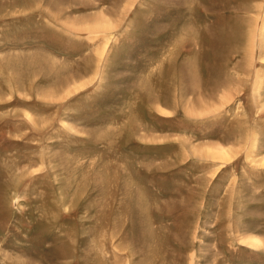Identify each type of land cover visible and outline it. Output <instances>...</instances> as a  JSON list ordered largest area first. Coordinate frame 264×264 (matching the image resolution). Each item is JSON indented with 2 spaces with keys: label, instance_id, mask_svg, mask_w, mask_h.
I'll return each instance as SVG.
<instances>
[{
  "label": "rangeland",
  "instance_id": "obj_1",
  "mask_svg": "<svg viewBox=\"0 0 264 264\" xmlns=\"http://www.w3.org/2000/svg\"><path fill=\"white\" fill-rule=\"evenodd\" d=\"M0 264H264V0H0Z\"/></svg>",
  "mask_w": 264,
  "mask_h": 264
},
{
  "label": "bare ground",
  "instance_id": "obj_2",
  "mask_svg": "<svg viewBox=\"0 0 264 264\" xmlns=\"http://www.w3.org/2000/svg\"><path fill=\"white\" fill-rule=\"evenodd\" d=\"M99 16V15H98ZM105 19V18H104ZM89 21V20H88ZM101 21H102V19H101ZM108 20L106 19V21H104L103 20V24H102V26H104L105 25V23L104 22H107ZM97 22V21H96ZM96 22H94V23H96ZM83 23V22H82ZM81 23V24H82ZM85 23V22H84ZM90 23V22H89ZM89 23H87L88 25H89ZM90 24H92V23H90ZM97 24H99V23H96V25ZM108 24V23H107ZM75 25V24H74ZM83 25V24H82ZM82 25H80V26H82ZM100 25H101V22H100ZM78 27V26H77ZM95 27H97V28H99L98 26H95ZM79 28V27H78ZM93 28V27H92ZM92 28H91V31H92ZM107 29V28H106ZM108 29H110V27L108 28ZM78 30H80V29H78ZM82 30V29H81ZM99 30V29H98ZM101 30H103V29H101ZM84 31V30H83ZM93 31H95V30H93ZM234 39V38H233ZM237 39V38H236ZM213 41V40H212ZM236 41V40H235ZM215 42V41H214ZM216 44V43H215ZM218 44V43H217ZM181 92V91H180ZM185 94H186V92H185ZM181 95V94H180ZM182 96V95H181ZM182 98H183V96H182ZM184 99V98H183ZM182 99V101H184ZM209 152L210 153H212V155L215 157V158H228V155L226 154V152H223V151H221V150H209ZM227 160V159H226ZM257 238H255V239H252V240H249V241H246L245 240V243H248L249 245H252V246H257V245H259V243H260V241L258 242V240H256Z\"/></svg>",
  "mask_w": 264,
  "mask_h": 264
}]
</instances>
